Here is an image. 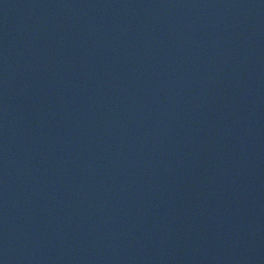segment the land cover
Instances as JSON below:
<instances>
[{"label":"water","instance_id":"95a60500","mask_svg":"<svg viewBox=\"0 0 264 264\" xmlns=\"http://www.w3.org/2000/svg\"><path fill=\"white\" fill-rule=\"evenodd\" d=\"M107 0H0V264H117Z\"/></svg>","mask_w":264,"mask_h":264}]
</instances>
